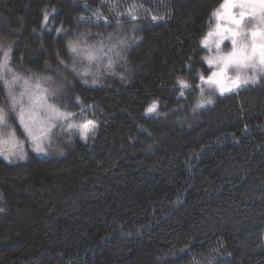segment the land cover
<instances>
[{"label": "trees", "instance_id": "1", "mask_svg": "<svg viewBox=\"0 0 264 264\" xmlns=\"http://www.w3.org/2000/svg\"><path fill=\"white\" fill-rule=\"evenodd\" d=\"M223 2L0 0V57L97 125L0 157V264H264V77L194 110Z\"/></svg>", "mask_w": 264, "mask_h": 264}, {"label": "snow or ice", "instance_id": "2", "mask_svg": "<svg viewBox=\"0 0 264 264\" xmlns=\"http://www.w3.org/2000/svg\"><path fill=\"white\" fill-rule=\"evenodd\" d=\"M135 5L128 7L126 13H117V15H127L131 17L132 20H136L138 17L135 15L134 9ZM259 9V16L261 22L264 23V0H224V3L219 9L214 12V15L219 21L214 30L210 31L202 40V45L205 48H211L214 46L216 55L211 58H206V62L210 68L214 67L215 70L211 71V74L207 77L201 75L200 80L202 83H207L208 85L215 86L221 95L226 92H232L241 86L248 85L249 83H256L258 77H264V33L260 34V42L256 43V32H252L253 42L249 46L244 44L246 36L241 30L240 25L245 18V10L251 8L253 11ZM230 9H240L239 18L233 15ZM114 11V8H113ZM97 18L100 19L98 13ZM84 19V17H80ZM153 20L157 17L153 16ZM48 16L45 14L44 22L47 23ZM119 22V21H118ZM226 25V26H225ZM60 32V29L56 30ZM211 41V44H210ZM228 41L231 43L232 50L230 52L224 53L222 51V45ZM123 44V41H120ZM68 50L75 56H80L86 54L89 61H92L96 57L93 55L89 48H81L80 41H69ZM11 46L9 45L6 50L3 51L2 57H0V83L3 84L5 92L8 97V109L0 107V137L3 136V129L5 127H10L8 125V119L10 115H14L19 122L23 134L27 137L38 140L39 137L34 136L33 128L38 123L43 126L45 120L56 121V120H70L73 116L70 112L61 111L57 107L56 102L59 97L57 96V91L50 90L42 86V82H50L51 78L46 77L37 79L34 83L29 79H23L19 75L15 74L11 67ZM60 63L64 65L61 60ZM67 68V65H64ZM253 74L248 75V71ZM73 71H76L73 68ZM229 71L236 72L235 76L228 75ZM8 74H11V79H8ZM80 75L81 73H77ZM89 73L85 70L82 75L87 76ZM23 79L22 91L17 94L14 89ZM87 83L88 81H84ZM93 83L96 81L93 80ZM178 84L182 89L188 88L189 85L184 80H178ZM181 96L184 95L181 91ZM201 99L195 105V108H203L206 105L212 104L213 101L211 97L203 98V89H201ZM79 98H77L78 100ZM158 108V102L153 101L146 111L148 113L156 112ZM73 125H69V128ZM97 125L93 121H88L80 127L84 138H87L89 132L94 134ZM8 136L15 139L16 133L15 129H12ZM6 141L0 138V146H2ZM18 143V141H17ZM36 151H42L41 148L37 147ZM0 153H2V147H0ZM23 158V157H21ZM4 209L0 208V212Z\"/></svg>", "mask_w": 264, "mask_h": 264}, {"label": "rangeland", "instance_id": "3", "mask_svg": "<svg viewBox=\"0 0 264 264\" xmlns=\"http://www.w3.org/2000/svg\"><path fill=\"white\" fill-rule=\"evenodd\" d=\"M236 2H239V0H236ZM216 10L214 12H216ZM230 11L232 12L233 15H236L237 18H239L240 9H230ZM214 12L212 13L211 18H210V24H209L208 31L202 37L201 42L204 39V37L210 31L215 29L217 23L219 22L217 20V17L214 15ZM240 28L246 36V39L244 40L245 45L249 46V48H250V46L253 42V38L251 35L252 32L257 33L256 43L259 44L260 38H261L260 34L264 33V23L261 22L258 7L255 11H253L251 8H247L245 10V18L242 21ZM200 44H201V46L205 52L204 55L202 56V60H203V63L205 64L207 69L204 73H200L198 75V83L197 84H198V90H199L198 95L199 96L197 98L198 99L197 102L202 98L201 97V89H203V98H205V99L208 97H211V99H212L213 96L221 95L219 93L218 89L215 88V86L208 85L207 83H202L200 80L201 75L207 77L208 75L211 74V71L215 70L214 67L210 68V66L206 62V58H211V57L216 55L214 46L210 50L209 48H205L202 45V43H200ZM210 44H211V41H210ZM91 49L93 51H95L93 48H91ZM231 50H232L231 43L228 41H225V43L222 45V51L224 53H227V52H230ZM247 74L252 75L253 73L249 70ZM228 75L235 76L236 72L229 71ZM259 78L260 77H258V79ZM8 79H11V75H8ZM23 79H28V78H23ZM23 79L20 81V83L14 89V91L17 94H19V92L22 91ZM30 80L33 83L36 81L34 79H30ZM43 84L44 83H42V86L46 88V86H44ZM251 84H253V83H249L248 85H251ZM2 85L3 84L0 83V87H2ZM248 85H245V86H248ZM241 87H243V86H241ZM3 88H4V86H3ZM184 89H186V88H184ZM237 89H235L234 91H236ZM234 91H232V92H234ZM232 92H226L225 94L232 93ZM65 97L67 100H69V97L67 95ZM0 100H2L1 101L2 104H0V107L5 108L6 111L9 110L8 109V103H7L8 97H7V94L5 92V88H4V93L0 97ZM50 102H52V101L50 100ZM61 111L67 112L64 109H61ZM73 117H74V115L72 116V118L70 120H56V121L45 120L43 126H41L38 123L33 128V134H34V136L39 137V139L33 140V139H31V138H29L23 134V131H22L21 127L19 126L18 120L15 118L14 115H10V117L8 119V125L10 127H5L3 129V136L0 137L4 141H6L2 146H0V147H2V153H0V157L4 161L10 163V162H16V161L24 160L29 153H33V154H36L38 156H48L51 153H53V151H55L57 140L61 143L60 137L63 136V134L68 133V132L76 134L78 136V138L84 142L89 140L93 136V133L89 132L87 134V138H84V135L82 134V132L80 130V127L83 124H85L91 120H83L81 122H76L73 119ZM70 124L73 125V127L69 128ZM12 129H15V133H16L15 139H12L8 136V133ZM94 133H95V131H94ZM17 141H18V143H17ZM37 147L41 148L42 151H39V152L36 151ZM21 157H23V158H21Z\"/></svg>", "mask_w": 264, "mask_h": 264}]
</instances>
